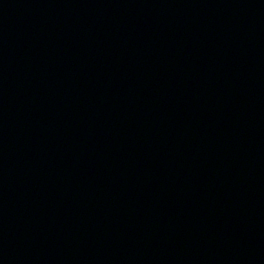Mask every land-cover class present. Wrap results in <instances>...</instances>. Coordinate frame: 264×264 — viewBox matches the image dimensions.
<instances>
[{
	"label": "water",
	"instance_id": "95a60500",
	"mask_svg": "<svg viewBox=\"0 0 264 264\" xmlns=\"http://www.w3.org/2000/svg\"><path fill=\"white\" fill-rule=\"evenodd\" d=\"M0 264H264V0H0Z\"/></svg>",
	"mask_w": 264,
	"mask_h": 264
}]
</instances>
